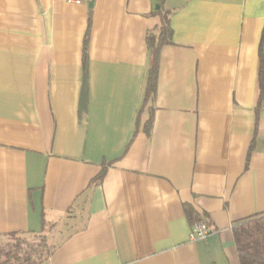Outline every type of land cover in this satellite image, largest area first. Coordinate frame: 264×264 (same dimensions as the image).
Listing matches in <instances>:
<instances>
[{
  "label": "crops",
  "instance_id": "crops-1",
  "mask_svg": "<svg viewBox=\"0 0 264 264\" xmlns=\"http://www.w3.org/2000/svg\"><path fill=\"white\" fill-rule=\"evenodd\" d=\"M90 1L0 0V240L55 237L39 264H241L233 226L264 213V0Z\"/></svg>",
  "mask_w": 264,
  "mask_h": 264
},
{
  "label": "trees",
  "instance_id": "trees-1",
  "mask_svg": "<svg viewBox=\"0 0 264 264\" xmlns=\"http://www.w3.org/2000/svg\"><path fill=\"white\" fill-rule=\"evenodd\" d=\"M164 0H156L161 6ZM172 30L169 25L167 13L161 16V24L158 27L147 31L145 40L149 51V71L146 86V96L149 99L156 87V73L161 47L171 42ZM264 38V27L262 30ZM89 41V31L87 30L83 39V64H86L87 50ZM259 76V99L262 91V76ZM257 119V114H256ZM151 117L145 119L144 129L149 133L151 126ZM251 147L249 148L250 151ZM104 174L101 171L93 182H99ZM25 236H40L39 244H32L25 239ZM45 234L42 233H11L7 235L11 240L9 247L0 240V264H39L44 258L51 253L53 247L47 245ZM234 242L241 264H264V213L247 217L233 226ZM25 244V245H23Z\"/></svg>",
  "mask_w": 264,
  "mask_h": 264
},
{
  "label": "built area",
  "instance_id": "built-area-1",
  "mask_svg": "<svg viewBox=\"0 0 264 264\" xmlns=\"http://www.w3.org/2000/svg\"><path fill=\"white\" fill-rule=\"evenodd\" d=\"M67 1L69 3L70 2L79 3L81 1L83 2V0H67ZM86 1H90V0H86ZM211 232H212V229H211V226L209 225V223H207L205 221H198V223L196 222L191 227L189 237L191 240H196L198 238L200 239V238H204V237L208 236Z\"/></svg>",
  "mask_w": 264,
  "mask_h": 264
},
{
  "label": "rangeland",
  "instance_id": "rangeland-1",
  "mask_svg": "<svg viewBox=\"0 0 264 264\" xmlns=\"http://www.w3.org/2000/svg\"><path fill=\"white\" fill-rule=\"evenodd\" d=\"M57 228H59V229L61 228L60 224L57 226ZM45 235H46L45 238L47 239L46 243H47L48 246L51 247L52 244H54L53 242L56 241V238L53 237L54 239L53 238H51V239L49 238L48 239L47 234H45ZM40 238H41L40 236H37V237L25 236V239H28V241L31 242L34 245L35 244H39V241L41 240ZM3 242H4L5 245H7L6 247H9V244L11 243V240L6 239ZM23 245H25V244H23Z\"/></svg>",
  "mask_w": 264,
  "mask_h": 264
},
{
  "label": "water",
  "instance_id": "water-1",
  "mask_svg": "<svg viewBox=\"0 0 264 264\" xmlns=\"http://www.w3.org/2000/svg\"><path fill=\"white\" fill-rule=\"evenodd\" d=\"M92 3H93L92 1H90V2H89V4H88V5H89V7H91V6H92ZM156 7H158V5H156Z\"/></svg>",
  "mask_w": 264,
  "mask_h": 264
}]
</instances>
